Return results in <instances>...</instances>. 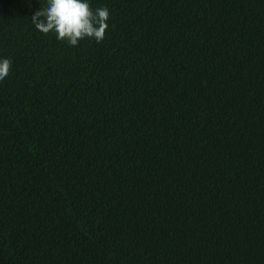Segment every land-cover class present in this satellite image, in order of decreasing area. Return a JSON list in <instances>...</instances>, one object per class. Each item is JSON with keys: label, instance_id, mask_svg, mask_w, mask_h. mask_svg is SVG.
Listing matches in <instances>:
<instances>
[{"label": "trees", "instance_id": "obj_1", "mask_svg": "<svg viewBox=\"0 0 264 264\" xmlns=\"http://www.w3.org/2000/svg\"><path fill=\"white\" fill-rule=\"evenodd\" d=\"M88 2L0 0V264H264V0Z\"/></svg>", "mask_w": 264, "mask_h": 264}, {"label": "clouds", "instance_id": "obj_2", "mask_svg": "<svg viewBox=\"0 0 264 264\" xmlns=\"http://www.w3.org/2000/svg\"><path fill=\"white\" fill-rule=\"evenodd\" d=\"M109 19L107 7L93 10L88 0H46L45 6L31 17L37 30L44 34L54 32L58 40H66L70 46H77L86 38L102 42ZM11 69V59H0V81L9 76Z\"/></svg>", "mask_w": 264, "mask_h": 264}]
</instances>
